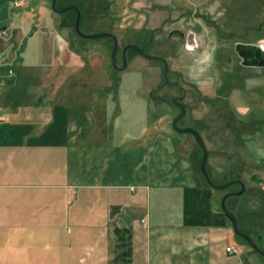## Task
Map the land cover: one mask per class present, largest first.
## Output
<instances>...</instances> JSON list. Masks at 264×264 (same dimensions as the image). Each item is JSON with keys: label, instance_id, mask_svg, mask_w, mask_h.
I'll return each instance as SVG.
<instances>
[{"label": "crops", "instance_id": "1", "mask_svg": "<svg viewBox=\"0 0 264 264\" xmlns=\"http://www.w3.org/2000/svg\"><path fill=\"white\" fill-rule=\"evenodd\" d=\"M54 32V74L40 71L42 60H5L20 62L19 73L8 68L13 75L0 66V264H241L246 249L216 190L195 181L192 159L166 123L177 113L160 110L151 81L122 75L110 101L102 77L104 119L85 128L77 146L62 89L93 60L103 70L105 56L79 55ZM214 53L196 55L203 68L193 83H206ZM47 78L56 85L49 105ZM217 87L199 90L214 97Z\"/></svg>", "mask_w": 264, "mask_h": 264}, {"label": "rangeland", "instance_id": "2", "mask_svg": "<svg viewBox=\"0 0 264 264\" xmlns=\"http://www.w3.org/2000/svg\"><path fill=\"white\" fill-rule=\"evenodd\" d=\"M20 1L29 8L16 6ZM68 2L79 6L84 34L112 33L118 38L120 68L124 65V48L136 45L150 56L167 60L170 81L179 86L165 84L164 75L158 74V70L164 71L163 65L151 63L134 50L127 53L128 68L116 70L111 60L112 41L79 37L74 27L75 14L54 12L53 0H0V66L4 75L9 73L8 68L14 69L15 73H19L21 68L20 62L5 64V60H42L45 65L39 66L40 71L45 70L47 77L54 74L49 63L54 59L57 43L54 29L77 54L95 57L103 54V70L91 67L90 63L95 60H90L87 67L78 69L76 77H72L62 89L63 93L71 96L62 99L71 102L74 126L71 135L76 138L77 146L83 143V134L88 131L85 128L104 119L100 97L102 77L108 78L110 101L115 100L117 83L120 82L117 80L122 75L136 74L141 82L151 81L160 110L177 113L166 120L173 132H176L173 122L180 110L172 102L179 97L185 98L186 92L182 102L186 106V115L178 127L192 128L202 135L209 150L208 173L215 184L236 180L245 183L246 192L236 197L231 206L244 225L254 222L259 225L252 228L251 237L264 251V183L251 181L253 175L264 180V67H243L235 51L236 44L243 43L257 45L264 53V0H104L96 3L95 8L87 5L88 0H60L58 8ZM44 7L46 13L43 12ZM25 11L33 13L23 19ZM5 28H10L7 35L2 34ZM189 31L197 34L198 51L189 52L185 48ZM213 51L217 52L215 70L207 68L212 74L206 83H193L197 68H203L202 64L198 65L196 55L208 56ZM228 56L233 58L231 62L226 60ZM222 80L224 86L220 91ZM215 84L218 89L214 97H204L199 90L200 87L214 90ZM55 89L54 80L47 78V105L54 99L49 94ZM57 99L61 100L55 97V101ZM85 107L92 113L83 112ZM176 134L179 152L192 159L195 181L209 186L201 172L203 153L195 138L191 134ZM184 139L189 143H182ZM239 189L240 186H231L225 191L216 190L217 201ZM236 241L246 249L241 264H254L256 260L264 264L263 255L255 252L247 242L239 238Z\"/></svg>", "mask_w": 264, "mask_h": 264}, {"label": "water", "instance_id": "3", "mask_svg": "<svg viewBox=\"0 0 264 264\" xmlns=\"http://www.w3.org/2000/svg\"><path fill=\"white\" fill-rule=\"evenodd\" d=\"M59 0H53L52 3V10L58 14L61 15H65L67 14L70 10H75L76 14H77V19L75 21V31L77 33V35L85 40H100V39H112L113 40V44H114V48L112 50V56H111V60H112V66L119 71H124L128 68L129 65V60L127 57V53L129 50H134L138 55H140L141 57H143L144 59H147L148 61H150L151 63H161L163 65V69H164V83L165 84H174L179 86V84L177 83H173L170 81L169 78V64L167 62V60H165L163 57H158V56H150L149 54H147L142 48H140L139 46L136 45H128L127 47H125L124 51H123V57H124V65L123 67H119L118 66V54H119V41L118 38L112 34V33H100V34H84L81 31V19H82V14L81 11L78 7H71V8H67L64 10H59L57 8V3ZM185 48L187 51L189 52H194V51H198L200 49V44L199 41L197 39V34L195 32L189 31L186 35V40H185ZM236 51L239 54V56L242 59V65L245 67H256V66H260L263 64H259V62L261 60H257L260 59L263 55V50L257 46V45H245V44H238L236 47ZM262 63V62H260ZM172 105L179 108L180 110V114L177 116V118H175L174 122H173V128L177 133L180 134H191L197 144L199 145L200 149L202 150L203 153V158H202V162H201V172L205 178V180L207 181V183L209 184V186H211L213 189L218 190V191H225L227 189H229L231 186L233 185H238L240 186V191L237 192H230L227 193L222 199H221V210L223 211V213L225 214V216L227 217V219L230 221L231 226L233 228L234 234L245 240L247 242V244L257 253L261 254L264 256V251L261 249V247L257 244V242L248 234H245L243 232L240 231L239 228V222L237 220V217L230 211V209L228 208V204L227 201L231 198H236V197H240L242 196L245 192H246V186L245 183L242 180H236V181H232L223 185H217L215 184L209 173H208V169H207V163H208V158H209V150L207 148V145L202 137V135L195 129L192 128H184L181 129L178 127V123L185 117L186 115V106L181 103L178 99L174 100L172 102ZM251 181H254L256 184H262L264 183V180L259 179L257 177V175H253L251 178Z\"/></svg>", "mask_w": 264, "mask_h": 264}, {"label": "flooded vegetation", "instance_id": "4", "mask_svg": "<svg viewBox=\"0 0 264 264\" xmlns=\"http://www.w3.org/2000/svg\"><path fill=\"white\" fill-rule=\"evenodd\" d=\"M59 2H60V0L58 1V3H57V8H58V4H59ZM100 2H104V0H88V4L87 5H89V6H91V7H93V8H95V4L96 3H100ZM71 7H78L79 8V6H77V5H75L74 3H72V2H68V3H66L65 5H63V7H61V8H58L59 10H64V9H67V8H71ZM80 9V8H79ZM81 11V10H80ZM69 12H72V13H74L75 14V21H76V19H77V14H76V11L75 10H70ZM68 12V13H69ZM67 13V14H68ZM81 14H82V12H81ZM66 15V14H65ZM75 21H74V26H75ZM81 22H82V19H81ZM110 41H112V43H113V40L112 39H109ZM238 44H243V43H237L236 44V46H235V51H236V47H237V45ZM245 45H249V44H245ZM127 47V46H126ZM125 49V48H124ZM124 51V50H123ZM216 53L217 52H215V55H216ZM236 53H237V51H236ZM238 54V53H237ZM239 55V54H238ZM241 58V57H240ZM216 56H215V64H216ZM226 60L228 61V62H231L232 60H233V58L231 57V56H228L227 58H226ZM257 60H261L260 62H262V63H260L259 62V64H263V65H260V66H256V67H264V53H263V55H262V57L260 58V59H257ZM240 63L242 64V59L240 60ZM243 66V65H242ZM243 67H245V66H243ZM246 68H255V67H246ZM223 86H224V83H223V80L221 81V84H220V91L222 90V88H223ZM181 88V90H183V88L182 87H180ZM185 98H186V92H185ZM184 97H179L178 98V100L182 103L183 101H184V99H185ZM240 190V189H239ZM239 190H235L234 192H237V191H239Z\"/></svg>", "mask_w": 264, "mask_h": 264}, {"label": "trees", "instance_id": "5", "mask_svg": "<svg viewBox=\"0 0 264 264\" xmlns=\"http://www.w3.org/2000/svg\"><path fill=\"white\" fill-rule=\"evenodd\" d=\"M232 187H238V185H233ZM234 200H237V198H231L227 201V204H228V208L230 209V211L237 217V220L239 222V228H240V231L245 233V234H248L251 236V230L252 228H258L257 226H259L258 224H255V222L253 224H248V223H245V225L242 223V218L240 217V215H238V213H235L234 209L232 208L231 206V203L234 201ZM239 238V237H237ZM240 240L244 241L246 243L245 240L239 238Z\"/></svg>", "mask_w": 264, "mask_h": 264}, {"label": "built area", "instance_id": "6", "mask_svg": "<svg viewBox=\"0 0 264 264\" xmlns=\"http://www.w3.org/2000/svg\"><path fill=\"white\" fill-rule=\"evenodd\" d=\"M9 75H13V71L12 70L9 71ZM0 126H1V121H0ZM145 222H146V220L143 219L142 223H145ZM226 251L228 253H231V254H238V252L240 251V247L230 246V247H228L226 249Z\"/></svg>", "mask_w": 264, "mask_h": 264}]
</instances>
